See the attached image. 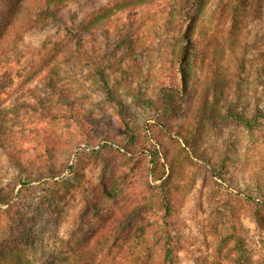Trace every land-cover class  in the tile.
Masks as SVG:
<instances>
[{
    "label": "rangeland",
    "instance_id": "1",
    "mask_svg": "<svg viewBox=\"0 0 264 264\" xmlns=\"http://www.w3.org/2000/svg\"><path fill=\"white\" fill-rule=\"evenodd\" d=\"M118 1L72 0L61 14L70 23L100 19L90 29L95 40L88 32L83 39L97 51L109 88L141 126L128 147L121 144L127 139L119 103L95 83V71L49 12L38 13V23L24 27L21 39L10 37L0 57V251H18L32 264H146L151 228L144 239L138 225L121 240L114 235L140 203L160 202L159 183L167 179L176 198L172 230L179 263L233 264L234 251L217 239L210 164L234 142L230 173L236 183L254 189L264 182V118L252 131L207 123L200 134L190 132L200 157L181 134L215 79H221L223 101L238 109L247 104L250 113L257 105L264 109V0H242L236 21L229 0H208L194 30L193 75L185 91L192 95L182 94L180 102L188 110L170 116L168 125L129 91L148 92L157 106L162 103L157 88L171 78L163 51L175 38L169 21L180 19V12L173 0L126 8ZM11 2L0 0V31ZM152 150L176 156L177 169L169 171L165 158L154 164ZM21 176L31 183L18 184ZM106 183L116 197L107 194ZM8 199L10 205L1 202ZM237 206L251 264H264V201L239 199Z\"/></svg>",
    "mask_w": 264,
    "mask_h": 264
},
{
    "label": "trees",
    "instance_id": "2",
    "mask_svg": "<svg viewBox=\"0 0 264 264\" xmlns=\"http://www.w3.org/2000/svg\"><path fill=\"white\" fill-rule=\"evenodd\" d=\"M71 1L12 0L8 14L5 16L1 26L0 57L7 49L10 37L12 40L21 39L24 27L38 23L36 17L38 13L49 12L52 17L57 18L61 23L60 26L65 31L67 38L75 45L79 59L95 71V83L103 86L107 90L108 96L119 103L122 126L126 133L125 139H127V141L121 144L124 147H128V143H132L129 140L136 139L141 134V126L137 121L132 120L126 111L125 105L120 102L113 90L109 88L103 71L104 66L100 62L97 51L91 52L90 50H94V46L92 45V48L89 49L86 45V40L83 39V34L88 32L89 41L95 40L94 33H91L90 29L96 23H99L98 21L100 19L96 18V21H71L70 23L61 14V8L63 10ZM149 1L151 0H121L117 2V7H138ZM241 1H227V3L231 2L233 5L231 12L233 21H236V16L241 10ZM173 2V9L179 11L181 17L180 19H171L169 21L170 25L175 27L176 33L174 40L163 51V60L167 61L165 68L171 78L167 83L161 84V87L157 88L159 89L158 93L160 98H162V103L157 106L154 98L148 92L137 90L129 91V94L136 102L142 105L154 106L155 115H153V119L157 120L160 125H168L165 121L166 119L174 114H182L188 110V106L186 105L184 107L180 102L183 100L182 94L188 93L189 96L192 95L191 90L188 92L185 91L189 89V79L193 75L192 58H194L196 48L194 30L198 20L204 14V8L208 0H173ZM69 14L71 15L70 11ZM70 17H74V15L72 14ZM169 32L170 35L174 33L172 30H169ZM177 75L178 77H173ZM259 81L262 86V93L264 94V77H261ZM213 84L214 86L212 88L209 87V89L204 91L198 105L193 106V123L186 132L181 134L186 146L191 148L190 152L197 157H200L201 154L195 148L193 138L189 134L190 132L200 134L207 123L213 127L232 123L252 131L256 127L262 126V118H264L263 107L257 105L251 113L248 111L247 104L243 108L238 109L232 101H223L222 97L224 96V92L221 91V87L223 86L221 79H215ZM235 148L236 145L233 142L232 146L223 152L217 162L210 164L214 178L210 199L219 217V227L216 231L219 245L222 248H229L234 251V256L232 257L233 264H251L252 251L244 235V229L238 222L239 208L237 206V200L253 202L262 199L264 201V182L259 181L254 189L236 183L235 176L230 173V167L235 161L233 155ZM151 155L154 164L159 163L165 158L167 160L166 167H168L169 171L177 169L179 165L176 156L168 158V155H164L162 152H155L154 150H152ZM30 181H27V179L21 176L18 184L27 185L31 183ZM167 183V179L161 180L159 183L161 187L160 202L143 201L140 203L121 221L114 235V240H121L128 231L138 225L136 231L139 232L140 238L144 239L145 233L151 228V233L149 234L152 244L147 250H144L146 251V264H180L175 248V235L172 230L176 198L173 194L174 190ZM105 186L107 194L116 197L115 192L108 187L107 183ZM15 196H18L16 192ZM1 202L10 205L9 199ZM94 205L99 208L98 201ZM146 212H154L158 216L154 220H146L143 216V213ZM2 261L6 264H32L30 258L18 251L12 252L10 250L0 251V263Z\"/></svg>",
    "mask_w": 264,
    "mask_h": 264
},
{
    "label": "built area",
    "instance_id": "3",
    "mask_svg": "<svg viewBox=\"0 0 264 264\" xmlns=\"http://www.w3.org/2000/svg\"><path fill=\"white\" fill-rule=\"evenodd\" d=\"M95 147L98 148L99 146H95ZM81 148L93 149L94 146L90 147V146H87L86 144H82Z\"/></svg>",
    "mask_w": 264,
    "mask_h": 264
}]
</instances>
